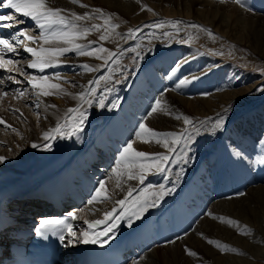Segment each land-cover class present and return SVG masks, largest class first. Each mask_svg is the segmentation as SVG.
<instances>
[{"label": "bare ground", "instance_id": "obj_1", "mask_svg": "<svg viewBox=\"0 0 264 264\" xmlns=\"http://www.w3.org/2000/svg\"><path fill=\"white\" fill-rule=\"evenodd\" d=\"M95 1L100 4L104 10L114 12L112 17V19H114L113 23L105 24V20H107L106 18L103 16L96 18L93 16L94 14L91 16L88 15V18L85 20H75L72 16L74 12L73 10L81 13H83L84 10L77 9L71 0H48V5L53 8H60L59 5L61 6L60 9L64 10L61 15L65 16L67 21L76 25L74 29H69L71 31H82L84 28H91L92 25H100V31L92 29L86 36L76 39L75 43L84 45L86 50L90 51L92 49L90 48V44L97 41L98 45L94 48L104 47L111 52H115V57L111 58L112 60H108L113 62L117 60L119 61L120 59L121 61L115 64L114 67L107 68V70L101 69L102 72L101 74H98L99 76H97V79L93 78V75L95 71L97 73L99 72V69L105 64V61L103 59H97L94 56H80L76 54L75 51L68 52L63 56L58 57L54 66L46 68L44 72L27 67V75L24 79L27 80L28 84H25L29 86V97L31 96L32 99L35 100V105L32 106V108L34 109V107L39 104V124L38 122H34L31 112L29 114V110L32 108L29 109L27 105H24L27 93L22 90V87L25 84L21 83L19 78L15 76V74L18 75V72H14L13 70L9 72L0 69V80H3V83L0 85L3 87V85L9 81L10 83L7 87L9 89H7L6 92L12 94V99L10 100L9 98H6L7 95L0 96V99H5L6 101L9 100L11 103H13V100L20 101L21 104L12 107L10 104L4 102V110H0V118H3L6 122L5 124L8 125L6 127H14L20 122V126L23 124V126L26 127V131H28L30 137L29 138L24 134V140H20L18 146L17 144L15 147L11 145V153L7 150L5 152V149L0 151V156L7 157L6 161L3 164H0V192L5 191L6 198L11 197V199H9L12 201L8 210H11L12 213L18 214L17 216L22 215L23 213L24 215L29 214V210L27 209L28 206L20 200L16 202L17 193L21 190L32 188L34 185L40 184V182L47 183L52 181L48 178V174L54 172L53 170L55 168H60L62 165H68L67 160L70 157H76L77 159L75 163L70 164L71 170L67 173L61 174L58 185L61 183V186L65 188V191H67L68 194H79L80 196L84 195L85 197V194L87 193L86 189L82 187L83 184H87L88 179L95 180L96 188L94 189L93 195L91 197H85L82 206V203L73 202V204H70V208H72L78 217L76 223L78 222L80 224L81 229L78 231L79 234L87 230L90 234H100V238H104L105 235H103V233L106 228L111 229L108 234L112 233V235H115L121 232V230L130 229L135 224L138 218L133 215V213L139 211V206L136 203L138 199L141 201L146 199L147 203L152 205L139 215V217H143L150 214L152 210L160 207L165 198L171 199V201H176L180 188L188 189L194 184L193 182L191 184L188 183V188H185V181L192 176L193 181L200 180L207 173L205 169L206 166H211L213 170L222 167L225 169L226 180L230 178L233 181V179L235 180L236 178V176H231L232 173L230 172V169H232L234 173L240 174V176L237 177V180H239L241 186L245 188L244 198L242 196L225 198L226 194L222 187H225L226 180L222 182V186L211 187L209 189L210 191H207L208 189L203 187V191H206L198 202L196 201L198 199H195L197 206H193V213L190 212L186 216L188 220L189 218L191 219L187 228L188 232L185 230L183 235L179 236V239L178 237H173L169 240L175 241V243L166 241L163 245L161 244L162 241L160 234H158L155 226L150 220L149 223L144 225L141 234L142 236H137L131 241L132 243L133 241H136V239H139V255L130 259L126 264H134V262L135 264H256L258 261H251L249 259L248 261L247 258L243 259V255L247 256L249 252L254 256L260 255V258L264 259V219L255 217L256 214L253 209V207H255L262 210V213H264V186L262 187V185L257 184L264 178L256 174L250 178L252 170L254 169L256 171L258 167V163H254V161L258 158H262L261 151H259V140L264 139V126L262 123L264 122V116L262 120L259 117L252 118L251 122L248 121L249 123L244 126V130L245 127H247L246 129L248 130H243L242 132L247 133L249 131L247 134L249 136L248 140L240 139L236 135L232 137V140L226 139L230 132L233 133V130L231 129L233 128L232 124L234 122L242 121L244 117L247 119L252 111L259 110L264 105V91H259V89L264 88V79L259 81L256 87L251 90V93L242 95L240 98H229L228 100L223 101V103L220 102L218 105H215L216 107H212L211 104L213 102H210L209 99L206 100V97L204 99H201L198 96H196L198 97L196 99H189L190 97L181 98L182 102L190 107L188 110L195 114H190L192 115L191 117H188L187 115H179L181 119L183 117H188L192 121L190 124H185L184 120L176 119L179 113L178 109L174 110V108H172V110H164V108L169 105L167 92L175 93L173 90L169 89L166 92L156 93V100H161L160 107L163 110L158 111V113L153 114L151 117L147 116L151 107L149 108L150 110L145 113L139 112L138 117H131V113L128 111L124 112L125 109H120V107H123L122 104L124 105L126 103V98L124 103L118 106V113L120 114V119H124L125 115L122 113H129L127 115L132 121H128V123L126 122V125L117 126L119 119L116 114L115 119V116L111 118L112 113L115 111L113 105L124 100V92L132 81V79L130 81L128 80L129 82L126 81V79L129 78L127 77V74L130 73V71H133L132 75L136 74L138 77L142 72L141 70L145 66V63H148L149 61L154 63V65L156 63L159 65L160 61H162L163 63H160L162 67L172 68L170 72L175 69L177 73L175 76H177L178 80H172V83H170L172 86L173 83H177L180 80L188 79L189 82L190 80H193L192 78L196 79V77H200L201 72L203 73L205 71L214 70V67L208 66V68H204L205 64L202 66V61H204L202 60L204 56H201L203 48L201 49L199 45L195 44L183 48L182 50L176 49L174 51L172 50L173 52L163 51L156 54L159 50H163V48H173L174 45L187 43L174 40L165 45L162 44V46L160 45L159 47L158 43H160V40L157 41V38L154 39V33H152V31L149 32L145 29L144 31L143 29H139L138 31L141 30V32L136 31L135 34L129 33V35L122 33L124 36H121L120 39H113L112 34H114L115 31L127 32L126 30L134 26L136 23H141L144 20L156 17L157 15L183 16L182 14L185 13L189 15L191 12L200 20L202 19L210 26H214L215 29L218 27L222 32L224 31L229 34V36L234 37L233 39L237 41L240 40L241 43H247L253 49H257L258 47L255 46L254 41H260L261 36L259 30L262 26H260L259 20L263 19V17H259V20H256L248 17L250 15L243 16L232 7H229L230 15H228L226 12L219 10L225 7L213 5L209 0ZM142 1L146 3L147 6L143 11L140 10V7H142L140 3ZM5 2L6 0H3L2 4ZM197 3L206 8H195V4ZM176 4H181L182 10H179V8L177 9ZM222 4L229 6L230 1L222 2ZM68 6L72 7V9H70L71 12H69L70 10H67L70 8ZM170 7H172V9H170ZM6 9V14L12 13L11 9ZM225 10L229 11L228 9ZM75 14L80 15V13ZM16 15L21 23L12 28H6L7 31L0 35V38L11 39L8 37L9 34L14 33L15 35L24 30H27L28 35L39 37L40 30L35 26V23L31 18L23 17L19 14ZM232 15L233 20L229 21L228 16L230 17ZM109 25H117L118 27L112 29ZM62 27L63 26L61 25H54V30H59ZM104 34L108 35L107 40L100 39V36ZM132 41H134V43H132ZM14 43L16 44L17 52L11 53V55L13 54L14 57L25 55L26 66L33 57L25 52L24 48L39 47L43 45V41H29L26 39V36H17V40ZM131 43L132 45H130ZM43 46L69 47L70 45L53 42ZM124 53L126 56H124ZM7 54L5 55L6 60L12 58L13 55L7 56ZM100 56L106 57V53H100ZM132 56H135V58L130 61ZM174 57H180L182 59L176 61ZM124 58L128 59L129 64L126 68L122 69V61ZM194 58L196 59L191 60ZM127 59L125 60L127 61ZM197 60L201 63H198ZM18 63L20 64V61H18ZM189 63H194V68L192 67L194 71L191 68H188L185 71L183 70L184 65H189ZM84 65H88L95 70L89 71L87 68L83 67ZM208 65H211V63ZM224 67L223 63V66L217 72L222 71ZM198 69H200L199 72H197ZM173 74L172 76H174ZM8 76H14L15 80H9L7 78ZM31 76H46L49 78V84H59L62 91L49 88L47 90L52 92V95L43 96L38 94L41 90L34 89L28 82ZM100 76H104L106 79L101 80L98 85L104 84L106 90L107 87H113L114 90L117 89V91L119 90L121 93L117 99V95H113L114 92L111 88L110 90L112 91V94L110 91L109 93L107 91L108 97L103 101L104 108H106L105 110L100 104L103 98L102 100L99 98L100 100L96 101V98L91 96L89 100L92 102L89 104L81 101L79 96V94L89 86L90 80H98ZM132 77L135 78L134 76ZM221 77L222 76H218L217 73L213 76L210 83L204 80L203 88L206 89V84L209 83V90L213 85H216L217 87L214 91H218L219 87L226 84L224 83L226 80H223V77ZM241 80L243 81L244 79L240 77L237 81L240 82ZM16 81H20V83H16ZM105 81H107V83H105ZM2 87L0 88V93H4L1 91ZM146 88L148 90L146 97L151 96L152 93L155 92V87L147 86ZM18 90L19 92L24 93L22 97L19 96ZM174 90H177L176 85ZM226 93L218 92L215 96L221 98L225 96ZM54 95H57L58 97H55ZM251 95L255 96V98L247 100L246 103L244 100ZM154 104L155 102H153V105ZM84 107L88 108L85 110ZM69 108H79L80 111L85 112L86 115L84 123L80 125V130L75 131L74 133L72 132L73 130L71 127L72 116L74 114H65ZM225 109H228V111L225 112ZM63 114L65 116L67 115V117H61ZM220 116L224 117L223 128L222 130H217L215 135H213L211 134V128ZM19 119L25 121H20ZM66 119L68 121V126L64 129L65 134L63 135V138L58 136L59 139L57 141L50 143V149L46 148L45 145H48L49 141L47 140L46 144H42L45 140L43 134L46 131L50 132V130L59 122L64 125ZM108 120H110V122H108V125H105ZM138 120H142L141 122L143 123H146V121L150 122V124H146L147 127L153 129L157 133H183V138L180 139L179 143H173V138L167 137L168 143L173 149V151H169L163 146L165 138L159 136L154 137L152 135L149 136L148 134L137 137L136 133L140 131V129L138 126L136 127L133 138L131 139L134 148L139 146L144 149V145L147 143L145 141L150 140L151 144L147 146L150 150L148 151L149 154L163 153L170 157V162L165 165L167 170L159 173L153 169L152 171L145 173L146 179L143 184L138 180H129L127 178L128 169L125 168L124 161L121 157V153L126 147L125 145L129 142L126 136L134 129H131L129 124L133 122L135 125L134 121L138 123ZM248 125H250V127H248ZM101 129H103V133L99 135L98 133ZM196 129H199V132H197ZM79 132H82L83 134H79ZM118 136L123 141L121 140L122 142H120L117 140L116 147L113 148L110 146L113 142V137L117 138ZM189 136H191V139H188ZM54 137V139L57 138L56 136ZM251 137L256 138L255 142L252 141ZM13 139L15 138L13 137ZM11 140L7 139L4 145L10 147V144L12 143ZM158 140L160 141L159 143H157ZM221 142H223V144H221ZM34 143L38 145L35 148L32 147ZM0 145L2 146L1 143ZM18 147H23V149H18ZM97 147L100 149H97ZM214 149L215 151H213ZM100 150L103 152L102 154L99 153ZM237 150L243 151V158L237 157L233 154ZM185 153H187L186 156ZM33 154L36 157L34 160L32 159ZM62 154L63 156H61ZM83 154H85L84 157L82 156ZM8 159L11 160L8 161ZM93 162L95 163L94 165H92ZM148 162H152V160L149 159ZM35 163H37L36 166L29 171L28 169H30ZM240 165L243 166L241 167ZM102 166L104 167L102 168ZM90 168H92V170L89 171ZM114 168L117 169L116 172H113ZM132 171L136 172L138 170L133 169ZM98 173L103 176L98 177ZM33 177L34 180L31 181ZM100 181L105 182L107 198L98 197L97 200L89 203V201L92 200V197L96 195V189L100 186ZM8 184H11L12 186H9ZM148 185H152L153 187L149 188ZM160 185H164V190L167 194L162 198H157L156 196H153L152 193H158ZM130 188L132 189V193L129 196L128 190ZM227 189H231L230 185H227ZM252 191L253 193L251 196L248 195V193ZM126 197L125 205L122 206L117 203L118 200L125 199ZM204 198L207 199L208 206L206 208L202 206V211H205L206 213L201 218H198V214L195 213H199V210L201 209L200 202H202ZM245 198L249 199L246 201L244 200ZM181 199L182 196H180L178 201L175 202L174 205H176V207ZM237 206L239 212H233L232 209ZM163 207L164 206H162V208ZM113 209H115L114 212ZM173 209L175 208L173 207ZM176 211L178 213L179 208L173 212L176 213ZM106 212L112 213L111 217L107 220H105ZM209 213L212 215L207 216ZM213 217H227L239 221V226H229ZM97 220L104 221V223L94 225L92 228H89V225L85 223V221ZM129 222H131V226H129ZM245 226H247L249 232L248 235L242 234V230ZM176 229L177 226L173 224L166 225V234L168 236L174 235L173 232ZM208 233V237H206L205 242H203V235L205 236ZM69 237V241L72 242L73 237L75 236L72 237L69 235ZM79 237L81 236L79 235ZM208 240L219 241L222 245L227 244L230 248L237 249V251H221L214 244H209L207 242ZM148 247L150 248L147 249ZM186 248L195 252L196 255L191 256L186 254ZM225 259L227 261H223Z\"/></svg>", "mask_w": 264, "mask_h": 264}, {"label": "rangeland", "instance_id": "obj_2", "mask_svg": "<svg viewBox=\"0 0 264 264\" xmlns=\"http://www.w3.org/2000/svg\"><path fill=\"white\" fill-rule=\"evenodd\" d=\"M209 1L213 5L225 7V8H221L219 10H222V11L226 12L228 15H230L229 14L230 13L229 7H232V8H235L236 11H238V13H240L243 16L244 15H246V16L250 15L248 17L254 18L256 20H259V17H263V19L259 20V22H260L259 24H260V26H262V27H260V30H259V34L261 36L260 37V41L259 42L254 41L255 46L258 47V48L257 49H253L247 43H243V42L241 43L240 40L237 41V40L233 39L234 37L229 36V34L225 33L224 31L222 32L218 27L215 29L214 26H210L206 21H204L202 19L200 20L199 18H197V16H195V14H193L191 12H190L189 15L185 14L184 12H183L184 14L181 13L183 16L157 15L156 17H152L150 19H146V20H144L141 23H136L134 26H132L128 30H126L127 32H125V31L124 32L123 31L122 32L121 31H115V33L112 34L113 39L114 38L115 39H120L121 36H124L122 33H125V35H129V33L135 34L136 31L137 32H141V30L138 31L139 29H143V31L145 29V30H148L149 32L152 31V33H154L153 34L154 39L157 38L156 39L157 41L160 40V43H158L159 47H160V45L162 46V44L165 45L168 42L174 41V40L177 41V42L178 41L179 42L183 41V42L187 43V44L174 45L173 48L171 47V48L166 49L167 52H169V51L173 52L175 49H178V50L181 49L182 50L183 48H187L188 46L190 47V46H193L195 44L199 45L201 47V49L203 48L202 49L203 52L201 53V56L202 57L204 56L202 58V60H204V61L201 60L202 61V66H203V64H205L204 68H208V66L214 67L213 71H205L203 73L201 72L200 73L201 74L200 77H196V79L192 78L193 79L192 81L190 80L187 83L180 84V82H181V80H180L177 83L176 82L173 83V86L170 85V83H172V81H169V80H172V78H174V77H175L174 80H178L177 76H175L177 73H176V71H174V74H173V71H171L172 72L171 73L170 70L172 68H170V67L169 68L162 67V65L160 64L162 61H160L159 65H158V63H156L155 65H154V63L145 64V66L141 70L142 72L138 75L139 76L138 79H136L137 78L136 74L132 75L133 71L132 72L130 71V73L127 74V77H129V78H127L126 81H128V80L130 81L131 79L132 80H136V82L132 85V88L129 90L130 93L127 95V96L132 97L131 99H129V103L126 105L131 111L137 110L136 107L140 111H143V110L149 111L151 109L150 107L153 106V102L156 101V100L154 101L153 94L148 99L150 101L149 104H147V101L145 100V98H146V96L148 94V90H147L146 86H154V85L157 86V84H161L162 86H165L164 87V91L165 92L168 89L169 90H173L175 92L174 94L167 92L168 93V98H169V105L166 106L164 108V110H172V108H174V110L178 109L179 110L178 116L179 115L180 116H186L187 115L188 117H191L192 115H195V114L192 111L188 110L190 107L188 105H185L182 102L181 98H185V97L189 98L190 97L189 99H196V98L199 97L201 99H204L206 97L205 98L206 100L209 99L210 102H213L212 104L210 103L211 106L212 107H216L215 105H218V103H220V102L223 103V101L228 100L229 98H232V97L233 98H235V97L240 98V96H242V95H247V94L251 93V90L254 87H256V85L259 83V81L264 79V0H245L244 1L245 5H246L245 7H241L238 3H236V0H209ZM215 1H218V2H215ZM226 1H230L229 6L222 4V2H226ZM143 3H144L143 1L140 3L141 6H142V7H140V10H142V11H143L144 8L147 7L146 3H144V4ZM73 5L77 9H83L84 10L83 13L78 12L76 10H73L74 11L73 13H80V15H85V13H87L90 16L94 14L93 16H95L96 18H98L100 16H103L104 18H106L109 21V23H113L114 22V19H112L113 15H114V12L113 11L104 10L103 7L100 4L96 3L95 0L94 1H91V0H79L78 3H73ZM81 5H85L86 7H81ZM176 5H177V9L179 8V10H182L181 4H176ZM59 7L61 8L60 5H59ZM68 7H70L69 9H67L68 11L70 9H72L71 6H68ZM196 7L197 8H201V7H205V6L199 5L197 3V4H195V8ZM97 9H99L101 11L97 12L96 11ZM170 9H172V7H170ZM225 9H228L229 11H227ZM69 12H71V10ZM228 18H229V21L233 20V15L230 16V17L228 16ZM28 20L31 21L30 19H28ZM177 22H179V23H177ZM157 25H163V26L162 27H157ZM191 25H199L201 27L194 28ZM150 26H152L153 28L150 27ZM254 28H257V27H254ZM205 29L209 30L212 33V35H209V31H205ZM119 32H121V33H119ZM165 33H168V35H165ZM8 37H9V35H8ZM132 43H134V41H132ZM132 43L130 45H132ZM97 45H98L97 41H95L94 43L92 42L90 44V48L93 49ZM141 49H143V48H141ZM112 52L115 53L114 51H112ZM12 55L10 53V56H12ZM107 55L108 54L106 53V57H107ZM124 56H126L125 53H124ZM13 57H14V55L10 59L13 60ZM20 57L24 58V60L21 61ZM113 57H115V55L112 56L111 58H113ZM111 58H108V59H111ZM134 58H135V56L134 57L132 56L130 61L134 60ZM125 59H127V58H124V60L122 61V64H123L122 69L126 68L127 65L129 64L128 59H127V61ZM178 59L181 60L182 58H180V57H176L175 58L176 61ZM195 59L196 58L191 59V60H195ZM17 60L20 61L21 63L24 62L23 64L17 63L15 65L16 66H18V65L22 66L23 68L21 67L20 69L22 70V72H24V74L26 76L28 68H27L26 62H25L26 61L25 55L18 56V59L14 60V61H17ZM111 60H107V64L105 63L99 69L98 73L95 71V73L93 75L94 77L93 76L92 77L97 79L98 78L97 76H99L98 74H101V72H102L101 69L107 70V68L114 67L115 64H117V63H119V61H121L120 59H119V61L117 60L118 62L117 61H113L112 62ZM197 62L201 63L198 60H197ZM125 63H126V66H125ZM210 63H211V65H208ZM223 63H224L225 67L223 68L222 71L217 72L219 69H221V67L223 66ZM193 65H194V63H192V64L189 63V65L185 64L183 70L185 71L188 68L192 69V67L194 68ZM139 69H138V71H139ZM192 70L194 71V69H192ZM16 71H18L17 68H16ZM199 71H200V69L197 70V72H199ZM216 72L218 73V76H222L223 80L224 79L226 80L225 82L222 81V82H224L226 84L222 85L221 87H219L218 91H214L216 89V87H217L216 85H213L211 87V89L209 90L208 84L212 81L213 76L217 74ZM159 73L160 74L162 73V74L160 75ZM163 73H164V75H163ZM172 74L174 76H172ZM15 76H17L19 78L21 83L28 84L27 80L24 79L25 76L21 75L20 73H18V75L15 74ZM132 76H134L135 78H133ZM240 77H242L244 80L243 81L241 80L239 82L237 80L240 79ZM163 78H164L165 81H162ZM117 80H119V79H117ZM186 80L188 81V79H186ZM204 80H206V82H209V83L206 84V87H205L206 89L203 88ZM194 82H196V84L198 85V88H197V85L194 86ZM213 82H214V80H213ZM105 83H107V81H105ZM26 84L24 86H26ZM166 84H167V86H166ZM119 85H120V83H119ZM130 85L131 84H129V86ZM175 85H176V88H177L176 91L174 90ZM177 85H180V87H177ZM24 86L22 87V90H24L23 89V88H25ZM129 86H128V88H129ZM1 87L2 86L0 85V88ZM91 87H95L96 88V92L92 93V94H89L87 96V99H90L91 96H93V98H96V101H98L100 99L102 100V98L105 95H108L109 91L112 94L111 90H113V92H114L113 95H117L116 96L117 99L119 98V96L121 94L119 90L118 91H117V89L114 90L113 87H107V89L109 88V90H106V87H105L104 84L96 85V84H90V83H89V86H87L83 90V92L87 93V90L89 88H91ZM110 88H111V90H110ZM6 89H9V88H6ZM197 89L201 90V91H198ZM6 91H2V92H6ZM24 91H26V93H27V97H26V101H25L24 105H27V107H29V109H30V108H32V106L35 105L34 104L35 100L32 99L31 96L29 97V94H28L29 86H28V90L25 89ZM107 91H108V93H107ZM154 91H156V90H154ZM164 91H162V92H164ZM116 92H117V94H116ZM118 92H119V94H118ZM218 92H220V93H226L227 92V93L225 94V96L220 98L219 96L218 97L215 96V94L218 93ZM54 96L58 97L57 95H54ZM196 96H198V97H196ZM6 98H9V100L12 99V94H9V92H7V97ZM254 98H255V96L251 95V96H248L244 101H246V103H247V100L254 99ZM29 99H30V101H29ZM9 100L6 101L5 99H0V110L1 109L4 110L3 109L4 102L10 104L12 107H14V106H16L18 104L21 105L20 101H14L13 100V103H11ZM125 100L126 99L122 100L119 103L117 102V103H115L113 105L114 109L116 111V116L119 119L118 122H117V126L118 125H126V122L128 123V121H132V119H129V116L127 115L129 113H122L125 116H124V119H120V114L118 113L119 109H117V108L122 103H124ZM150 103H152V104H150ZM122 106L123 107H120V109H122V110L125 109L124 112H127V111L131 112L130 110L127 109V107L125 105L122 104ZM88 107H84L85 110ZM104 107L105 106H103L102 108H104ZM105 109L106 108H104V110ZM30 112L32 114L31 115L32 118H34V122H38V124H39V122H40L39 108L34 107V109L32 108V109L29 110V114H30ZM67 113L68 112H65V114H67ZM104 114H106V113H104ZM190 114H192V115H190ZM263 114H264V105L259 110L252 111L248 115L249 118L246 119L244 117V119L242 121L234 122L232 124V126L234 125L233 126V133L230 132V134L227 135L226 139L232 140V137L234 135H236L240 139L248 140L249 136L247 134L249 133V131L247 133H243L242 132L244 130V126L246 124H248L249 122H251V119L255 118V117H259L262 120V118L264 116ZM116 116L114 117V119L116 118ZM61 117H67V115L65 116L63 114V115H61ZM19 120L20 121H25V120H21V119H19ZM181 120H183V118ZM19 123H18V125H15L14 127H11V126L10 127H6V126H8L7 124H1L2 126L0 125V128H2V129H0V138H1L0 139V143L2 144V146L0 145V151L1 150L3 151L5 149V152H6V150L8 152H10V150L12 148L11 145H13L15 147L16 144H17V146H18V143L20 142V140H22V141L24 140V136H23L24 134H26L27 137H29L28 131H26V127L23 126V124L20 126L21 123L20 124ZM134 123H136V122L134 121ZM147 123L150 124V122L146 121L145 124H147ZM262 123H263V126H264V122H262ZM135 125L133 124V122L131 124H129L131 129L134 128ZM248 127H250V125H248ZM138 128H139V126H138ZM246 128L247 127H245V130H248ZM169 133H171V132H169ZM79 134H83V133L79 132ZM50 135H51L52 138L48 139V141H49L48 145H50L51 142L57 141L59 139L58 135H52L51 133H50ZM133 135H134V133L132 135H129V140L128 141H131V139L133 138ZM148 135L150 136L151 134H148ZM54 136H56L57 138L54 139L55 138ZM252 136H253V134H252ZM13 137L15 139H13ZM7 139H10V140L12 139L11 140L12 143L10 144V142H9L10 147H6L4 145L5 141ZM111 139H112V137H111ZM251 139H252L253 142H255L256 138L255 137L254 138L251 137ZM117 140H119L120 142L123 141L119 136L117 138L113 137V142L111 143L110 146L115 148ZM13 141H14V143H13ZM150 144H151L150 140H148L147 143L144 145V149L140 148L139 146L135 147V149L137 151H143V152H147L148 153V151H150V150H149V148L147 146H149ZM18 149H23V147H18ZM97 149H100V148L97 147ZM263 150H264L263 148L259 147V151H261V155H263L262 158H264ZM213 151H215V149ZM99 153L102 154L103 152L100 150ZM61 156H63V154ZM32 159L33 160L36 159L34 154H33ZM113 159H112V161H113ZM149 159L152 160L151 155H150ZM10 160L11 159H8V161H10ZM27 164H29V163H27ZM36 164L37 163L33 164L32 167L30 169H28V170L29 171L32 170L36 166ZM259 165H261V167L259 169V172L261 174H264V164H259ZM240 166L242 167L243 165H240ZM211 173L209 175H212ZM231 176H236V178H237V177L240 176V174L234 173ZM33 180H34V177L32 178L31 181H33ZM227 180H231V179L229 178ZM259 182H261V180ZM231 183L232 182L230 181L229 183H226V185H230V187H231ZM257 184L262 185V187L264 186V183H257ZM215 187H217V186H215ZM243 193H245V191ZM252 193H253V191L248 193V195L251 196ZM237 196H241V195L236 194V195H231V196H225V198L226 197L235 198ZM242 197L244 198V195ZM248 199L249 198H245L244 200L247 201ZM196 201L198 202L199 200H196ZM197 202H195V206L194 207L197 206V204H196ZM83 204L84 203H82L81 206ZM253 209H254L255 214H256L255 217L264 219V216H263L264 213H262V210L257 209L255 207H253ZM232 211L233 212H239L238 206L235 207L234 209H232ZM208 215L209 214H207V216ZM202 216H204V214L200 215V218ZM241 219H243V218H241ZM78 231H79V229H78ZM203 231H204V229H203ZM208 235H209V233L207 235H205V236L203 235V242H205V239H206V237H208ZM168 242H170V241H168ZM240 258H241V256H240ZM245 258H247V260L249 259L251 261L252 260L253 261H258L256 264H264V259H261L260 255L259 256H254L253 254H251L249 252L247 256L243 255V259H245ZM223 261H227V260L225 259Z\"/></svg>", "mask_w": 264, "mask_h": 264}, {"label": "snow or ice", "instance_id": "obj_3", "mask_svg": "<svg viewBox=\"0 0 264 264\" xmlns=\"http://www.w3.org/2000/svg\"><path fill=\"white\" fill-rule=\"evenodd\" d=\"M79 0H72V3H78ZM236 3H238L241 7H245L244 0H236ZM2 7H6L12 10L11 14H0V26L5 28H12L15 25L21 23V21L18 19L16 14H19L23 17H29L32 21H34L35 26L40 30L39 37H35L32 35L27 34V30L18 32L17 34L13 35L11 39L8 38H0V69H3L5 71H11L12 69L9 68V65H15L18 63V61H14L11 59H5V55L7 53H16L17 47L14 43L17 40V36H26V39L29 41H37L41 40L43 41V45L51 44L53 42L56 43H63L65 45H70L69 47H44L43 45L39 47H25L24 51L29 53L33 59L29 61L27 67L32 69H37L40 72H44V70L48 67H52L55 64V61L58 57L63 56L64 54L68 52L75 51L76 54L80 56H94L97 59H103L105 63H107L108 58H111L112 56L116 55L115 53L111 52L109 49L100 47V48H93L90 51L86 50V47L81 44L75 43L76 39L82 36H86L92 29H95L96 31H100L101 26L100 25H92L91 28H84L82 31H71L69 29H74L76 27L75 24H72L71 22L66 20V17L61 15V13L64 11L60 8H53L48 5V0H6L5 3L0 4ZM81 7H86L85 5H81ZM151 10V9H149ZM97 12H100L101 10L97 9ZM75 20H85L88 18V14H85L84 16L76 15L75 13L72 14ZM179 23V22H177ZM105 24H109L108 20H105ZM54 25H61L63 26L59 30H54ZM163 25H157V27H162ZM194 28L201 27L199 25H191ZM110 28L114 29L118 27L117 25H109ZM205 31H209L205 29ZM165 35H168V33H165ZM209 35H212V33L209 31ZM101 40H107L108 35L104 34L100 36ZM100 53H107V57L100 56ZM83 67L87 68L89 71H93L95 69L90 68L88 65H84ZM175 71V69H173ZM21 75H24L23 72H21ZM9 80H15V77L8 76ZM106 77L100 76L98 80L90 81V84H99L101 80H105ZM49 78L46 76H31L29 78V84L34 89H40V93L43 96H49L52 95V92L48 91L47 89H57L59 91H62L61 86L59 84H49L48 83ZM188 81L182 80L180 84L187 83ZM3 83V80H0V84ZM16 83H20V81H16ZM177 87H180V85H177ZM259 91H264V88L259 89ZM96 88L91 87L86 92H81L79 94L81 101L85 103H91L92 101L87 99V96L89 94L95 93ZM19 96H23V92H19ZM7 92L0 93V96H6ZM101 107H103V101L100 102ZM161 100L157 99L155 101V104L151 107V110L147 113V116L151 117L153 114L157 113L158 111H161ZM37 108H39V104L36 105ZM18 111V110H16ZM228 109H225V112H227ZM69 114H74L72 116V130L73 133L75 131L80 130V125L84 123V120L86 118L85 112L80 111L79 108H69L67 110ZM176 119H181L180 116H177ZM185 124H190L192 121L188 117H183ZM6 122L3 120V118H0V124H5ZM224 125V117L220 116L215 123L213 124L211 128V134L215 135L217 130H222ZM68 126V121L66 119V122L64 125L61 123H57L53 129L50 130V132L46 131L43 134V138L45 140H48L51 138V135H58L63 138L64 129ZM10 127V126H9ZM140 131L136 133L137 137H141L144 134H151L152 136H159L163 137L164 142L163 146L167 148L169 151H173V149L170 147L167 137L173 138V143H179L180 139L183 138V133H157L153 129L148 128L145 123H140L139 125ZM197 132H199V129H196ZM188 139H191V136L188 137ZM147 142V141H145ZM160 141L158 140L157 143ZM259 145L264 148V139L259 140ZM35 143L32 145V147H37ZM46 148L50 149V145H45ZM237 157H244L243 151L237 150L233 153ZM151 155L152 162H148L149 157ZM187 153H185V156ZM122 160L124 161L125 168L128 169L127 172V178L129 180H138L141 184L145 182L146 175L145 173L152 171L155 169L156 172L162 173L167 170L166 163L170 162V157L168 155H165L163 153H155V154H149L147 152L143 151H137L133 147V141H129L126 145V147L123 149V152L121 153ZM7 157L0 156V164H3L6 161ZM187 162V161H185ZM254 163H261L264 164V158H258ZM133 169H137L138 171L133 172ZM117 169H113V172H116ZM100 186L96 189V195L92 197V200L89 201V203H92V201L97 200L98 197H105L107 198V193L105 190V182L100 181ZM149 188L153 187L152 185H148ZM160 190L158 193H152L153 196H156L157 198H162L167 193L164 190V185L159 186ZM146 191V190H145ZM132 193V189L130 188L128 190V195L130 196ZM239 195L243 196L245 193H239ZM127 197L122 200H118L117 203L120 205H125ZM137 205L139 206V211L134 212L133 215H135L137 218H139V215L146 211L148 207L152 206L147 203V200L144 199L143 201L137 200ZM115 209H113V212ZM72 220L78 219L75 213H69L68 214ZM111 212L105 213V220H107L109 217H111ZM209 215H212L209 213ZM214 219L220 220L222 223H226L229 226H239V221L229 219L227 217H213ZM89 225V228H92L94 225H98L101 223H104V221L97 220V221H85ZM129 226H131V222H129ZM43 230V231H42ZM110 228H106L103 235H107L110 231ZM36 231L39 234H43V232L52 231L53 234L61 233L60 239L63 241L64 236L63 232L67 231V233L71 236H76L77 233L73 231V225L69 223L67 220L64 221H57L55 218H45L40 221V227L36 229ZM243 235H248L249 232L247 230V226L242 230ZM82 237L81 242L88 244V243H98L100 242V234H90L89 231L85 230L79 234ZM203 235V234H201ZM179 239V237H178ZM106 242V241H105ZM209 244H214L217 248H219L221 251H237L235 248H230L227 244H221L219 241L214 240H208ZM71 243V241H69ZM170 243H175V241H170ZM186 253L191 256H195L196 253L191 251L190 249H185ZM135 264V262H134Z\"/></svg>", "mask_w": 264, "mask_h": 264}]
</instances>
